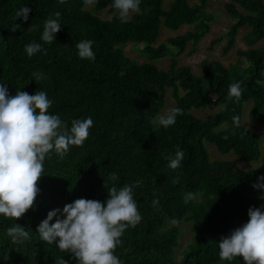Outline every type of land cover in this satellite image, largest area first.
Instances as JSON below:
<instances>
[{
  "label": "trees",
  "instance_id": "1",
  "mask_svg": "<svg viewBox=\"0 0 264 264\" xmlns=\"http://www.w3.org/2000/svg\"><path fill=\"white\" fill-rule=\"evenodd\" d=\"M93 4L96 11L106 9L111 16L86 9L85 0H0V84H7L11 95L45 91L54 101L49 113L58 114L69 127L73 119L91 116L94 121L83 145L69 146L63 158L53 151L45 159L34 209L17 221L0 215V264H59L62 258L77 264L72 254L40 239L39 223L52 209L62 210L78 198L104 202L106 187L137 180L143 181L134 189L142 219L125 230L114 251L121 264H246L242 256L221 260L218 243L248 221L250 206L264 204L258 198L264 190L252 187L264 174L263 132H252L242 123L243 105L252 100L249 119L264 125V44L254 46L264 39V0L224 3L233 22L210 46L224 37L222 52L228 53L239 29L247 27L243 39L248 48L237 50L238 58L228 65L203 61L202 74L179 65L177 57L189 42L191 53L195 52L210 31L213 15L205 10L206 0L192 4L172 0L167 8L163 0H141L140 11L132 13L127 23L120 20L113 0ZM22 6L31 9L27 21L16 16ZM57 11L61 31L52 43H45L44 21L55 18ZM184 24L194 28L157 42L161 26L177 30ZM81 40L93 41L94 60L79 57L75 44ZM129 41L150 58L170 53L169 66L160 69L154 62L129 56L124 50ZM32 42L46 51L29 57L24 46ZM36 72L44 79L35 80ZM237 81L243 82L241 98L229 100L228 86ZM167 88L175 100L173 107L183 114L165 128L159 115ZM208 107L216 110L204 118L191 111ZM233 116L240 118L238 127ZM206 142L220 153L258 164L240 170L234 159H212ZM177 149L184 158L173 170L162 154L174 156ZM113 173L117 181L109 179ZM176 177L179 182L174 184ZM188 192L194 199L186 204ZM154 199L158 204L152 203ZM180 221L191 224L192 238L178 257L181 228L176 222ZM16 223L26 228L30 240L11 241L6 229Z\"/></svg>",
  "mask_w": 264,
  "mask_h": 264
},
{
  "label": "clouds",
  "instance_id": "2",
  "mask_svg": "<svg viewBox=\"0 0 264 264\" xmlns=\"http://www.w3.org/2000/svg\"><path fill=\"white\" fill-rule=\"evenodd\" d=\"M64 0H61L63 3ZM98 0H85L93 4ZM141 0H113V8L118 10L119 18L127 23L132 13L140 11ZM31 9L22 6L16 13L24 21L29 18ZM55 18L49 16L43 25L41 40L52 43L56 33L61 31V13L57 11ZM93 41L81 40L75 44L78 55L82 59H95L92 50ZM24 51L29 57L46 51L40 43H28ZM121 76L124 75L122 71ZM35 80L44 79L42 73H33ZM242 81L228 86V99L241 98ZM54 103L45 91L29 94L16 91L11 95L7 84H0V215L6 218H21L29 209H34L36 197L40 192L38 182L44 172V161L54 151L58 156L68 152L69 146H81L89 136V129L94 121L91 116L73 119L71 126L58 114H50L49 108ZM183 110L173 107L166 115L159 117V124L165 128L174 125ZM235 126H239V116H233ZM223 139H228L227 136ZM168 161L170 169L181 166L184 153L180 149L171 154H162ZM117 181L119 177L113 173L109 177ZM179 177L173 179L178 183ZM143 181L123 184L119 188L113 184L107 189L106 201L78 198L65 204L63 209H52L37 226L40 239L48 244L55 243L60 251L72 254L77 264H121L114 254L121 243V237L129 227L141 222L142 216L134 199V189L142 186ZM252 187L264 190V174L258 176ZM259 199L264 200V191ZM194 199L191 192L185 193L184 203ZM158 199L153 204H158ZM248 221L233 229L229 235L219 241V258L231 261L242 256L246 264H264V204L259 207L250 206ZM63 217L62 219L60 217ZM56 217L54 223L53 218ZM7 236L13 243H23L31 236L26 228L18 223L6 229ZM59 264H68L64 258Z\"/></svg>",
  "mask_w": 264,
  "mask_h": 264
},
{
  "label": "rangeland",
  "instance_id": "3",
  "mask_svg": "<svg viewBox=\"0 0 264 264\" xmlns=\"http://www.w3.org/2000/svg\"><path fill=\"white\" fill-rule=\"evenodd\" d=\"M198 1L199 0H189L191 4ZM226 1L229 0H206L205 10L209 13H212L213 15V20L210 21L211 29L197 43V49L195 52L191 53L190 50L192 48V43L191 42L188 43L186 50L177 57L179 65H189L194 73L202 74L203 61H207L210 64L213 63L214 61H219L225 65H228L234 63L238 58L237 50L248 48V45L245 43L243 39V36L249 30V28L247 27H241L239 29L236 35L235 46L228 53L224 54L222 52V48L225 45L224 37L223 40L220 41L219 43H216L212 47L210 46L211 41L218 35L220 34L223 35L228 30L230 24L233 22V19L226 13L224 9V3ZM171 2L172 0H163V6L167 8ZM86 9L92 10L93 12L98 13L102 17L111 16V13L108 12L106 9L101 11H96L94 9V4H87ZM193 28L194 26L192 24H184L177 30H172L165 26H161L157 42L159 43L161 41H165L169 36L184 33ZM263 44H264V39L257 42L254 46H260ZM124 50L129 56L137 59L139 62L151 61L154 62L160 69H166L170 64V60H171L170 53L160 58H150L148 54L143 53L138 47V44L133 41H129L128 43H126L124 45ZM166 95H167L166 103L159 117L165 115L167 111L171 109L175 104V100L173 99L171 94V88H167ZM251 106H252V100H249L244 103L242 123L252 132L262 131L263 137L261 140V144L264 145V125L260 122H252L249 119V111ZM215 110L216 107H208L205 109H192L191 111L199 118H204L206 115L214 112ZM206 147L212 159H234L237 161V169L240 170L251 168L258 164L257 162H247L241 160L234 153H228V154L220 153L216 149V147L209 142H206ZM176 224H178L181 228V237L179 241V246L176 249V254L178 255V257H180V253L182 249L192 238V231H191V224L189 222L180 221V222H176Z\"/></svg>",
  "mask_w": 264,
  "mask_h": 264
}]
</instances>
